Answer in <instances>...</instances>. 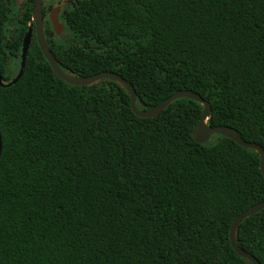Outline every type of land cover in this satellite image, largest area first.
<instances>
[{"label": "trees", "instance_id": "obj_1", "mask_svg": "<svg viewBox=\"0 0 264 264\" xmlns=\"http://www.w3.org/2000/svg\"><path fill=\"white\" fill-rule=\"evenodd\" d=\"M33 3L0 0L5 83ZM66 3L65 30L48 23L45 36L67 74L117 73L143 111L193 91L212 106L210 126L264 148V0ZM203 111L179 99L140 118L113 81L57 77L34 38L23 76L0 86V264H252L230 231L264 201L261 158L219 135L197 143ZM236 238L264 264V210Z\"/></svg>", "mask_w": 264, "mask_h": 264}, {"label": "water", "instance_id": "obj_2", "mask_svg": "<svg viewBox=\"0 0 264 264\" xmlns=\"http://www.w3.org/2000/svg\"><path fill=\"white\" fill-rule=\"evenodd\" d=\"M43 1L44 0H34L32 17L29 23V29L23 41L21 69L18 75L16 76V78L10 83L4 82L3 76L0 71V86L1 87H10L13 84H16L20 80V78L23 76L25 66H26L27 56H28L32 41L34 38H36L44 57L46 58L50 66L52 67L57 77H59L61 80H63L67 84L71 86H75V87L90 86L102 80L113 81L119 84L123 89H125L129 93L131 97V109L134 112V114L140 118L148 119V118L156 117L179 99H189V100L199 103L200 105L203 106L204 111H203L200 121L198 122L196 128L193 131V137L195 141L200 144H205L209 142L214 136L219 135V136H223L225 138L233 140L235 143H237L241 147L256 151L260 155V158H261L260 168L264 176V148L259 144L245 141L229 127L210 126L209 120L211 119V116H212V106L209 102L203 99L199 94L193 91H179L173 94L171 97L162 101L160 104H158L154 108L143 111V110L138 109L137 107L138 96H137V92L134 86L117 73L107 71V72H102V73H99V74H96L94 76L87 77V78H79V77H75V76L67 74L60 67L58 60L56 59L55 55L50 50L46 36H45V25L43 22ZM58 11L59 9H56L51 14L50 20L52 22L54 33L56 35H61L63 31L65 30V26L64 24H61L58 21ZM1 150H2V145L0 141V152ZM262 210H264V201L256 204L255 206L251 207L246 212L239 215L233 222V225L230 231V241H231V245L233 249L236 251V253L240 257L251 262L252 264H261V263L258 261L256 257L248 253L247 251L243 250L239 246L236 236H237V231L241 223L247 218L251 217L252 215Z\"/></svg>", "mask_w": 264, "mask_h": 264}, {"label": "flooded vegetation", "instance_id": "obj_3", "mask_svg": "<svg viewBox=\"0 0 264 264\" xmlns=\"http://www.w3.org/2000/svg\"><path fill=\"white\" fill-rule=\"evenodd\" d=\"M66 1L67 0H44L43 1V22H44V25H46L48 23H50L52 25V22L50 20V16L56 9H59L58 21L62 24L60 17H61L62 8L67 4ZM51 3L54 5H52Z\"/></svg>", "mask_w": 264, "mask_h": 264}]
</instances>
